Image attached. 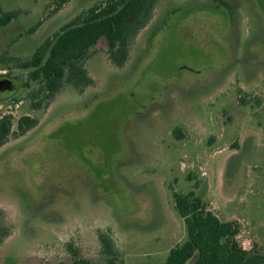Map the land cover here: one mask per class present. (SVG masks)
Returning a JSON list of instances; mask_svg holds the SVG:
<instances>
[{
  "label": "rangeland",
  "instance_id": "1",
  "mask_svg": "<svg viewBox=\"0 0 264 264\" xmlns=\"http://www.w3.org/2000/svg\"><path fill=\"white\" fill-rule=\"evenodd\" d=\"M103 2L55 11L54 0H0L20 11L0 28V55L29 57ZM107 48L101 39L91 49L93 86L66 84L38 110L39 86L0 66L13 85L0 90V115L13 116L14 132L21 117L39 122L0 149V215L11 229L0 264H71V246L105 264L101 236L122 264H164L187 238L173 194L191 191L239 223L244 248L264 253V0H160L125 66Z\"/></svg>",
  "mask_w": 264,
  "mask_h": 264
},
{
  "label": "trees",
  "instance_id": "2",
  "mask_svg": "<svg viewBox=\"0 0 264 264\" xmlns=\"http://www.w3.org/2000/svg\"><path fill=\"white\" fill-rule=\"evenodd\" d=\"M66 0H54L55 11ZM160 0H106L90 8L66 24L52 37L44 40L27 58H20L4 52L0 55V66L13 65L27 73L24 88L32 84L39 86L30 93L33 108L38 110L46 102L48 106L66 85L84 91L93 86L94 80L86 67L92 53L91 49L101 39L107 41V55L117 67H123L129 60L131 43L152 21ZM20 11H6L0 4V28L8 27L18 19ZM38 25L30 30L33 33ZM2 77V76H0ZM3 90L13 88L9 80ZM38 120L29 116L17 121L13 131V116L0 115V149L10 138L22 137L38 126ZM174 135L182 139L180 129ZM175 210L184 220L186 240L172 248L164 264H264V253L257 248L246 249L238 241L240 225L238 222L222 221L210 211L206 203L195 191L187 194L174 192ZM11 234V229L0 215V245ZM105 264H122L114 243L108 236H101ZM71 264H92L70 247Z\"/></svg>",
  "mask_w": 264,
  "mask_h": 264
},
{
  "label": "water",
  "instance_id": "3",
  "mask_svg": "<svg viewBox=\"0 0 264 264\" xmlns=\"http://www.w3.org/2000/svg\"><path fill=\"white\" fill-rule=\"evenodd\" d=\"M5 85H6V84H5ZM5 85H4V83H1V82H0V90H3Z\"/></svg>",
  "mask_w": 264,
  "mask_h": 264
},
{
  "label": "built area",
  "instance_id": "4",
  "mask_svg": "<svg viewBox=\"0 0 264 264\" xmlns=\"http://www.w3.org/2000/svg\"><path fill=\"white\" fill-rule=\"evenodd\" d=\"M203 175L205 176V175H206V173H203Z\"/></svg>",
  "mask_w": 264,
  "mask_h": 264
}]
</instances>
